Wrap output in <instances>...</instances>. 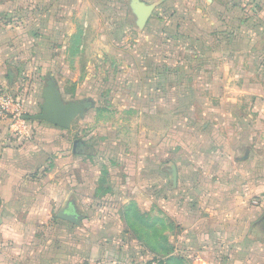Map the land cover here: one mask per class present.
Masks as SVG:
<instances>
[{"label":"crops","instance_id":"crops-1","mask_svg":"<svg viewBox=\"0 0 264 264\" xmlns=\"http://www.w3.org/2000/svg\"><path fill=\"white\" fill-rule=\"evenodd\" d=\"M140 1L153 6L142 27L136 24L131 0L124 3L138 29L151 25L154 34L190 41L188 56L174 66H215L204 80L210 92L214 72H233V66L236 71L244 64L264 66V47L255 46L264 21V0H201L202 6L187 0L189 8L178 3L175 15L166 16L174 24L162 27H158L162 21L158 9L163 10L169 0ZM103 3L0 0V91L20 89L19 97L34 111L21 133L10 120H0V264H145L152 257L164 264H264L262 80L246 77L243 93L227 97V110H215L222 115L220 129L205 126L204 130L218 135L217 144L213 132L206 134L203 155L196 152L198 161L192 155L195 148L182 147L180 142L171 147L159 142L154 148L145 141L138 157L126 154L121 162L112 144V167L124 165L129 185L122 189L120 176L112 175V189L105 188L112 190L109 212L98 202L97 207H88L83 185L89 146L84 138L71 134L74 120L85 116L88 100L66 98L71 93L52 77L40 78L35 49L21 39L30 35L36 40L41 34L38 25L44 23V35L66 38L68 55L78 54L92 24L90 16L100 24ZM40 5L45 15H26V8ZM56 7L61 9L60 23ZM218 10L220 15L215 14ZM232 79L218 77L228 86L234 84ZM45 88L56 89L64 103L83 101L84 113L68 128L34 119V107L39 108ZM213 148L214 154L209 151ZM171 155V160L166 158ZM72 171L75 176L70 177ZM166 173L173 192L164 189Z\"/></svg>","mask_w":264,"mask_h":264},{"label":"rangeland","instance_id":"rangeland-1","mask_svg":"<svg viewBox=\"0 0 264 264\" xmlns=\"http://www.w3.org/2000/svg\"><path fill=\"white\" fill-rule=\"evenodd\" d=\"M153 1L155 0H146L149 3ZM103 2L100 24L96 22L95 16H90L92 24H88L85 38L82 40L83 47L77 51L78 54L68 55L66 43L69 41L66 38L51 39L44 35V23L38 25L41 34L36 36V40L33 39L34 36L27 35L21 42L26 46H29L30 42L32 50L35 49L34 57L40 78L52 77L64 92L71 93V96L65 94L66 98H87L89 108L84 117L74 120L71 134L84 138L89 146V163L86 162L83 185L85 195L89 197L86 199L88 207H94L98 202L101 208L109 212L111 198L108 195L112 192V175L120 176L122 189L129 185L123 172L124 165L112 167V144H115L116 150L121 154L116 155L117 161L121 162L130 154L138 157L140 149L146 144L145 141L154 148L159 142L168 147L180 142L182 147L195 148L192 155L195 161H198L196 152L201 150L199 156L203 155L206 134L213 132L216 136L213 144H217L218 135L214 131L204 130L205 126H218L220 129L222 115L220 111L215 110H227V97L234 98L235 95L243 93L240 89L243 88V80L246 77L264 81V66L244 64L242 69L236 71L235 68L238 67L233 66V72L227 73L226 69L214 72L216 77L210 92V84L205 85L204 80L209 77L211 68L215 66H174L178 65L181 57L188 56V38H168L160 32L154 34L151 25L138 29L134 17L124 5L127 0ZM189 2L192 3L190 0ZM178 3H183L189 8L187 0L167 1L163 10L158 9L162 19L158 27L174 24L175 21H168L166 16L172 15L171 12L175 15ZM200 3L201 0L194 1V5H201ZM256 9L259 10L258 6ZM60 10V7H56L54 12L58 23L62 17ZM45 11L42 5L25 9L26 15L43 16ZM215 14L220 15L221 11L218 10ZM19 22L21 25L25 24L21 19ZM26 25L30 28L34 26ZM257 31L255 46L262 49L264 21ZM148 34H153V37L148 39ZM30 56L31 54L25 57L28 59ZM261 62L264 65V57ZM225 76L227 80L233 78L234 84H221L218 77ZM193 80L198 83H193ZM17 90L4 88V91L19 97L23 92ZM24 107L25 112L31 116L34 111L28 108L26 103ZM34 109L39 113L37 104ZM29 119L31 118H26L28 122ZM132 148L133 151H130ZM209 151L214 154L216 148ZM169 152H172L171 149ZM166 158L171 160L172 155ZM73 174L75 176L74 171L69 172L70 177ZM110 186L111 189L106 191L105 188ZM172 188L166 173L164 189L166 192H173ZM177 190L178 188L175 189ZM152 259L164 264L161 258Z\"/></svg>","mask_w":264,"mask_h":264},{"label":"water","instance_id":"water-1","mask_svg":"<svg viewBox=\"0 0 264 264\" xmlns=\"http://www.w3.org/2000/svg\"><path fill=\"white\" fill-rule=\"evenodd\" d=\"M131 8L136 16L137 26L142 27L153 6L140 0H131ZM42 98L43 101L39 104L40 112L32 117L62 128H68L70 122L76 116L82 115L86 109V104L83 101L64 103L59 92L54 88H45Z\"/></svg>","mask_w":264,"mask_h":264},{"label":"built area","instance_id":"built-area-1","mask_svg":"<svg viewBox=\"0 0 264 264\" xmlns=\"http://www.w3.org/2000/svg\"><path fill=\"white\" fill-rule=\"evenodd\" d=\"M25 100L21 97L12 95L6 91H0V120H10L15 130L22 132L27 125L28 115L24 107ZM91 264H123L115 261H97ZM145 264H160L159 260H150Z\"/></svg>","mask_w":264,"mask_h":264}]
</instances>
